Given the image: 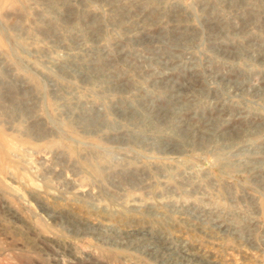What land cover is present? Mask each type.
I'll return each mask as SVG.
<instances>
[{
  "label": "rangeland",
  "instance_id": "obj_1",
  "mask_svg": "<svg viewBox=\"0 0 264 264\" xmlns=\"http://www.w3.org/2000/svg\"><path fill=\"white\" fill-rule=\"evenodd\" d=\"M0 264H264V0H0Z\"/></svg>",
  "mask_w": 264,
  "mask_h": 264
}]
</instances>
